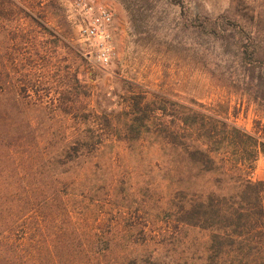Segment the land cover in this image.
Returning <instances> with one entry per match:
<instances>
[{"label": "rangeland", "instance_id": "obj_1", "mask_svg": "<svg viewBox=\"0 0 264 264\" xmlns=\"http://www.w3.org/2000/svg\"><path fill=\"white\" fill-rule=\"evenodd\" d=\"M39 1L14 0L22 12L4 7L12 13L4 19L0 15V151L13 144L26 145L30 152L36 141L43 155L55 151L61 115L52 106L59 105L63 89L75 91L79 69L81 85L89 96L83 99L87 110L106 117L117 129L89 157L85 182L69 202L74 224L87 240L94 263L206 264L211 232L175 222L173 206L189 201L190 194L199 193L207 183L198 177L190 180L184 166L180 182L172 181L176 157L162 143L158 130L174 122L175 104L204 105L211 114L228 117L248 132L254 122H264V115L254 106L210 80L203 68L206 46L201 34L205 17L225 13L246 20L258 16L252 22L264 25V0H89L110 8L114 17L116 57L105 67L80 38L79 23H73L66 0L56 2L59 18L35 6ZM23 90L30 97H23ZM142 91L148 93L154 108L161 105L166 113L151 114L149 132L129 146L123 141L128 103ZM259 137L264 142V135ZM48 138L52 146L46 150L42 141ZM239 173L227 174L224 194ZM249 178L264 183L263 155L255 161ZM178 189L185 190V198L175 197ZM262 222L264 226V198ZM52 233L44 231L46 249ZM224 250L217 264H228ZM246 251L248 264H254L253 259L255 264H264L263 242L251 241Z\"/></svg>", "mask_w": 264, "mask_h": 264}, {"label": "trees", "instance_id": "obj_2", "mask_svg": "<svg viewBox=\"0 0 264 264\" xmlns=\"http://www.w3.org/2000/svg\"><path fill=\"white\" fill-rule=\"evenodd\" d=\"M56 2L40 0L35 6H43L46 14L59 18ZM4 7L22 12L14 0H0L3 19L10 13ZM27 17L37 23V18ZM249 19L229 13L205 17L201 25L206 46L203 68L217 87L239 96L264 115V25L252 22L259 20L258 16ZM76 57L83 61L80 55ZM75 75V91L63 89L59 105L52 106L61 115L55 151L47 150L52 146L51 138L42 141L48 156L39 151L37 141L30 152L25 150L26 145L13 144L0 151V264H95L87 240L75 226L69 202L79 184L85 182L89 157H94L110 132L116 133L117 129L106 117L87 110L83 99L89 96L81 85L79 69ZM23 95L30 97L26 90ZM147 95L142 91L128 103L123 141L129 146L149 132L151 114L166 113L161 105L154 108L155 103ZM174 112V122L158 130L162 143L176 157L171 179L179 183L186 167L190 180L198 177L207 183L199 193H191L189 201L173 206L174 221L211 232L206 264H217L223 249L228 264H248L249 243H264V183L249 178L257 158L264 156V142L259 137L264 135V122H254L248 132L228 117L211 114L201 104L197 108L175 104ZM16 153L19 158L14 157ZM229 167L241 173L224 194ZM184 191L176 190L175 197L185 198ZM46 229L53 231L47 249L43 244Z\"/></svg>", "mask_w": 264, "mask_h": 264}, {"label": "built area", "instance_id": "obj_3", "mask_svg": "<svg viewBox=\"0 0 264 264\" xmlns=\"http://www.w3.org/2000/svg\"><path fill=\"white\" fill-rule=\"evenodd\" d=\"M73 23H79L80 38L95 50L98 63L109 66L116 57L114 47V17L108 7L89 0H66Z\"/></svg>", "mask_w": 264, "mask_h": 264}]
</instances>
